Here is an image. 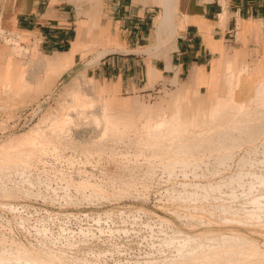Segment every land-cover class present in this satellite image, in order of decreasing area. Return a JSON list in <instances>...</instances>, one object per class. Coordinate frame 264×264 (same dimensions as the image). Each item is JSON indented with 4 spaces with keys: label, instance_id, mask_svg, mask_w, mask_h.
Masks as SVG:
<instances>
[{
    "label": "rangeland",
    "instance_id": "rangeland-1",
    "mask_svg": "<svg viewBox=\"0 0 264 264\" xmlns=\"http://www.w3.org/2000/svg\"><path fill=\"white\" fill-rule=\"evenodd\" d=\"M99 15L62 71L0 25V264H264V77L240 96L230 61L202 84L151 66L125 92L89 74Z\"/></svg>",
    "mask_w": 264,
    "mask_h": 264
},
{
    "label": "crops",
    "instance_id": "crops-1",
    "mask_svg": "<svg viewBox=\"0 0 264 264\" xmlns=\"http://www.w3.org/2000/svg\"><path fill=\"white\" fill-rule=\"evenodd\" d=\"M147 1L0 0V25L25 40H36L30 58L34 65L43 70L53 65L62 71L81 59L80 48L72 51L80 25L86 29L88 18L100 14L99 27L108 46L129 50L107 53L91 66L89 74L125 92L143 91L151 66L158 71V81L178 71L179 84L181 76L190 80L193 68L208 78L224 76L225 63L230 61L235 73L241 71L235 89L240 96L249 91L253 78L264 77V0H178L174 45L167 58L131 51L148 48L153 36L156 5ZM54 77L46 76L44 83Z\"/></svg>",
    "mask_w": 264,
    "mask_h": 264
},
{
    "label": "bare ground",
    "instance_id": "bare-ground-1",
    "mask_svg": "<svg viewBox=\"0 0 264 264\" xmlns=\"http://www.w3.org/2000/svg\"><path fill=\"white\" fill-rule=\"evenodd\" d=\"M157 2H158V5L161 7V13H160V15L158 17V22H157V26H156L157 27V32H156L157 42L151 48L144 49L145 52L150 51L151 49H153L154 51L155 50L157 51L160 48V46H161L163 37H166L168 40H173L174 37H175V34H176V11H177L178 0H157ZM83 30H84L83 25H80L79 30H78V34H77L76 39L73 42L72 46L76 47L79 44V42H81L83 40ZM96 36L99 37L98 34ZM116 50L117 51L120 50L119 52H123L122 51L123 49H113V48H111L109 46H105L103 49L98 50L96 52V55H95L94 58L91 57L92 59L91 60L89 59L90 60L89 64H93L94 62L98 61V59L101 58L102 56L106 55L107 53L116 51ZM167 68H169L168 65H167ZM177 73H178V71H176L175 75L171 78L173 82L177 81ZM173 74H174V72H173ZM189 79L193 83H198V84L199 83H201V84L204 83V75H202L201 72L198 69H196V68H193L192 71L190 72ZM261 83L264 84V81L260 82V85H261ZM260 85L258 84V86H259V87H257V89L259 88L258 91L260 89L264 88V85H263V87L261 85V88H260ZM258 91H257V93H258ZM219 147H221V145H218V148ZM242 157H243V159L241 158L240 159L241 161L237 160L239 162V164H241V165H242V161L244 160V158H246L244 156H242ZM238 162H237V164H238ZM186 239H188V238H186ZM181 242H184L183 244H179L180 246H182V248H183V245L184 246L188 245V244L185 243L186 241L182 240ZM182 248H179V249H182Z\"/></svg>",
    "mask_w": 264,
    "mask_h": 264
}]
</instances>
